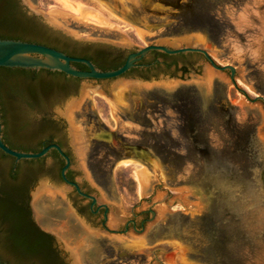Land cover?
<instances>
[{"label":"water","instance_id":"1","mask_svg":"<svg viewBox=\"0 0 264 264\" xmlns=\"http://www.w3.org/2000/svg\"><path fill=\"white\" fill-rule=\"evenodd\" d=\"M96 1L134 26L146 46L91 10L73 5L77 17L44 12L39 0L21 3L50 33L115 59L127 56L116 70L101 71L88 59L42 44L0 39V68L35 71L26 76L37 81L33 92H60L54 77L40 70L81 80L72 88L61 80L65 95L45 112L28 108L37 122L64 131L74 179L90 195L67 180L71 159L59 145L36 153L6 146L0 116L5 154L20 161L57 150L66 160L64 180L92 207L105 209L104 228L102 215H87V201L49 185L50 171L29 181L38 218L58 197L64 263L264 264V0ZM153 51L203 57L166 58ZM143 58L158 65L128 74ZM95 94L108 101L115 131L99 118ZM0 103L9 109L6 97ZM126 163L143 166L137 172L141 201L134 208L122 202L114 177L115 167ZM0 264H14L11 249L0 247Z\"/></svg>","mask_w":264,"mask_h":264},{"label":"flooded vegetation","instance_id":"2","mask_svg":"<svg viewBox=\"0 0 264 264\" xmlns=\"http://www.w3.org/2000/svg\"><path fill=\"white\" fill-rule=\"evenodd\" d=\"M31 20L38 22L35 17L26 12L21 0H0L1 38L17 36L20 34V30L16 28V24L20 21ZM60 38L64 42L68 43L72 48L85 47L81 43L75 42L69 38ZM150 53L156 56H161L158 55V53L161 52L153 51ZM93 64L99 70H103L97 64ZM138 64L140 66L134 67L128 72V74L132 70H148L157 66L158 62L146 63L143 58L138 62ZM74 65L80 70L89 71V68L84 64ZM46 73L51 75L52 72L48 71ZM68 77L71 78V80L66 82V87L64 86L63 88L75 87L81 81L78 78L71 76ZM36 84V80L32 78L26 79V85L33 87L36 86ZM56 86H58L57 89H59V93L46 95L42 93L40 94L42 99L40 104L43 110H41L38 106L34 107L38 108L42 112H45L50 107L52 102L65 95V92L62 93V90H60L61 86ZM12 103L16 104V101L14 100ZM27 114V117L34 120L29 108H27ZM0 116L2 123V140L10 149L21 152L36 150L41 151L44 147L56 144L59 145L64 150L65 154L71 159L70 153L64 144L65 133L60 127L48 126L42 128L29 124H23L22 122H25V119L23 118V121L21 122L19 115L13 107L10 108L6 114L7 123H5V114L1 109V105ZM29 118L26 119V122ZM48 157L51 158V165L49 167L45 164ZM65 165L66 160L55 149L51 150L43 158L20 161H17L16 158L5 154L0 149V247L11 249L14 264H65V261L61 256V251L58 247L61 240L59 237L61 232H56V226L60 225L61 220L64 218L62 208H54V205L58 201V197L55 200V203H51V207L48 208V212L43 218H38L36 212L37 207L30 201V185L28 183L31 179H34L38 174L44 171H50L53 175L54 179L49 182V185L54 183V187L65 186L68 190H71L70 196L75 195L77 199L87 201V215H102V225L103 227L105 226V209H99L98 204L92 207V200L83 197L80 193H78L74 186L68 184L64 180L62 177V170ZM66 178L69 182L76 183L80 186V184L75 181L72 173V159L71 168L67 171ZM80 188L82 192L90 195L88 192H85L81 186ZM49 201L50 198L45 195L43 197V202ZM73 207L76 208V213L79 214L76 202L73 204ZM87 215L85 217H87ZM132 224L135 226L134 223ZM68 231L72 232L70 229Z\"/></svg>","mask_w":264,"mask_h":264},{"label":"trees","instance_id":"3","mask_svg":"<svg viewBox=\"0 0 264 264\" xmlns=\"http://www.w3.org/2000/svg\"><path fill=\"white\" fill-rule=\"evenodd\" d=\"M16 28L20 30V34L15 37H0V39H9V40H19L23 42L37 43L42 44L51 48H54L58 51H61L68 56L85 58L93 63L97 64L102 71H111L116 70L124 65L127 56H119L117 59L114 58L112 53H107L106 51L94 49L92 47H77L72 48L68 43L64 42L59 36L54 35L47 31L40 23L35 21H20L16 24ZM158 55L164 56L166 58H177V57H194L199 56L203 57L201 54H181L177 56H168L163 53H158ZM35 71L33 70H22V69H10V68H0V100L3 97H6L7 103L9 104V109H13L19 115L21 122L23 118L25 122L23 124H29L38 127H48L46 123L47 120L42 122H37L27 117V108L30 106H38L41 110L40 101L41 93H36L32 91V87L26 85V79L28 75H31ZM41 72H48L47 70H41ZM51 75L54 77V85H61L62 81L69 82V78L66 74L61 72H52ZM34 90V89H33ZM40 96V97H39ZM16 101V104H13V101ZM8 109V110H9ZM5 114V123H7V112L8 110L2 109ZM29 120L26 122V119ZM40 150L30 151L33 153L39 152Z\"/></svg>","mask_w":264,"mask_h":264},{"label":"rangeland","instance_id":"4","mask_svg":"<svg viewBox=\"0 0 264 264\" xmlns=\"http://www.w3.org/2000/svg\"><path fill=\"white\" fill-rule=\"evenodd\" d=\"M74 2H80L87 6H90L100 12L104 13L111 22L117 25L119 29L131 42L134 44L144 47L146 43L139 38L134 26L129 25L122 20L118 19L113 14L99 4L96 0H72ZM53 6L63 7L62 0H39V7L42 11L47 12ZM93 102L96 104L98 109L99 118L102 122L106 123L108 127L112 130H116V121L112 117L111 110L107 102L100 98L94 96L92 97ZM114 177L116 182V187L118 194L128 208H134L141 201L139 183L136 178V169L134 166L117 165L114 170Z\"/></svg>","mask_w":264,"mask_h":264},{"label":"bare ground","instance_id":"5","mask_svg":"<svg viewBox=\"0 0 264 264\" xmlns=\"http://www.w3.org/2000/svg\"><path fill=\"white\" fill-rule=\"evenodd\" d=\"M62 3H63V7H55V6H53L52 8L49 9V11L56 9V10L68 13L70 15L80 17L81 16L80 13L77 11V9L74 6L80 7V8H85V9H88V10H91V11L97 13L101 18L106 20L108 23H110L115 28L117 27V25L114 24L113 22H111L110 19L104 13H102L99 10H96V9L90 7V6H87V5L82 4L80 2H74L72 0H62ZM86 19L91 21V22H94V23H100V21H98L97 19H95L94 17H92L90 15H87ZM93 96H94V98L100 97V98L104 99L107 102V104L109 105L108 101L105 98H103L102 96H100L98 94H95ZM109 107H110V105H109ZM110 110H111V108H110ZM119 165L134 166L135 169H136V178H137V172L139 170L143 169V166L141 164H137V163H126V164H119ZM137 180H138V178H137ZM138 183H139V181H138ZM139 188H140V184H139Z\"/></svg>","mask_w":264,"mask_h":264}]
</instances>
